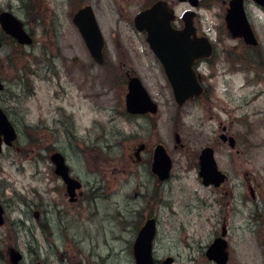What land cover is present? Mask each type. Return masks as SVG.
<instances>
[{
    "label": "rangeland",
    "instance_id": "1",
    "mask_svg": "<svg viewBox=\"0 0 264 264\" xmlns=\"http://www.w3.org/2000/svg\"><path fill=\"white\" fill-rule=\"evenodd\" d=\"M205 1L200 29L214 45L201 66L207 90L179 106L131 17L101 16V65L72 22L35 25L26 0H0V11L13 10L37 36L32 47L7 38L0 51V105L19 133L0 153V264H14L12 249L23 254L19 264H135L133 244L150 217L156 264H217L206 250L223 228L227 264H264V10L250 5L258 42L244 44L225 18L230 0ZM129 74L142 79L157 113L126 110ZM222 126L236 149L220 139ZM159 143L172 159L165 180L152 171ZM206 146L230 175L223 187L199 175ZM55 151L84 183L76 203L54 172Z\"/></svg>",
    "mask_w": 264,
    "mask_h": 264
},
{
    "label": "water",
    "instance_id": "2",
    "mask_svg": "<svg viewBox=\"0 0 264 264\" xmlns=\"http://www.w3.org/2000/svg\"><path fill=\"white\" fill-rule=\"evenodd\" d=\"M256 1L264 4V0ZM159 6L160 5H157L153 9L139 14L135 19L136 27L140 30H143L144 28L149 30L147 41L158 57L164 61L165 71L171 82L174 97L179 105H183L188 99L200 96L203 93V86L190 66L196 58L210 56L213 52V45L208 37L203 36L198 40H191L189 38L188 48L182 45V37H171L170 34H166L165 29H168V25L160 21L158 16L155 19L158 20V22L155 23L154 16H151V13ZM87 11L88 8L82 10L76 16V25L79 28L91 55L98 62H101L105 39L95 16L92 13L91 15L86 14ZM226 20L233 35L237 36L240 34L245 37L248 43H257V38L245 15L243 0H232L231 9L227 13ZM152 21L154 22L152 23ZM0 22L4 31L13 36L18 42L22 44H30L32 42V36L25 29L23 21L13 13L9 11L1 12ZM191 31L192 26L189 23V34ZM1 46L2 41L0 39V48ZM180 50L184 51V54L182 55L185 58H189V72H178L174 68L175 58L181 56ZM3 88L4 84L0 81V91ZM126 109L133 114L146 112L156 113L158 110L157 103L152 99L149 91L142 83V80L136 75H129L128 92L126 94ZM222 137L224 141H229L231 147L234 148L236 146V140L233 136L229 138L225 136ZM16 138L17 132L15 127L4 110L0 107V153L3 150V143L11 145ZM176 138L177 141H180L178 133H176ZM144 147L145 144L139 145L136 151L138 156ZM51 159L55 164L56 173L64 179L68 193L72 197L75 194V190L81 186V182L70 175L69 166L61 152H54L51 155ZM171 168L172 159L168 154L167 149L163 144H157L154 149L152 171L163 180L170 176ZM199 174L205 185L214 184L215 186H219L227 177L218 167L214 149L210 146L204 147L201 151ZM3 223L4 208L2 204H0V224ZM226 234L227 230L223 228L221 235L216 237L206 250L207 257L210 260L216 261L217 264H227L229 259L228 242L225 238ZM155 235L156 220L154 218H149L139 230L138 236L134 242L133 249L136 259L135 264H156V260L153 256V240ZM21 258V252L16 249L11 250V259L14 264H18ZM172 261L173 258L169 257L164 264L172 263Z\"/></svg>",
    "mask_w": 264,
    "mask_h": 264
},
{
    "label": "flooded vegetation",
    "instance_id": "3",
    "mask_svg": "<svg viewBox=\"0 0 264 264\" xmlns=\"http://www.w3.org/2000/svg\"><path fill=\"white\" fill-rule=\"evenodd\" d=\"M110 1L111 2H107V4L106 3L102 4L103 0H60V4L57 6L54 3L50 2L49 0H26L28 21L30 23L35 24V25H38V24L57 25V23H61V20H63V21L72 22L73 25L77 27L76 21H75L76 16L82 10L88 8V11L86 14L91 15V13H92L95 16V19L97 20L99 25H100L101 19H102L101 16L104 14H107L110 17H113V16L117 17L118 20H120V21H122V20L126 21L128 18L131 17L133 20V23L136 27L135 19L139 14H141L147 10H151L154 7H156L157 5H160L156 10H154V12L151 13V16L152 17L154 16V20L158 16V19L160 21H162L168 25V29H165L166 34H170L171 37H182L183 38V42H182L183 46H186L189 48V38L191 40H198L202 36L207 35V33L206 34H205V32L203 33L200 29V22H201L200 10L204 5H206L205 0H110ZM231 2H232V0H230V6H231ZM251 4H253L255 7L259 8L260 10H264V4L259 3L256 0H243V7H244L245 15L250 22H251V18H250V14H249V11H250L249 7ZM3 11H9V12L16 15V13L11 9L1 10L0 14ZM226 16H227V13L225 15V18H226ZM21 20H23V19H21ZM23 22H24V20H23ZM153 22L154 21H152V23ZM157 22H158V20H155V23H157ZM189 23L192 26V31L190 32V34H189ZM0 24H1V22H0ZM100 27H101V25H100ZM26 28H27L28 32L30 33V35L32 36V39H33L32 43L28 46L32 47L36 43L37 36L33 30L28 29L27 26H26ZM137 30L141 34H143L147 40L149 30L147 28H144L143 30H140V29H137ZM7 38L15 41L12 38V36L6 34L2 29V32H0V39L2 40V43H3L1 50L3 49ZM240 39L244 44L246 43L242 37H240ZM89 53H90V51H89ZM180 53H181V56H179L178 58H175V60L173 59L175 62L174 68L178 72H182V73L189 72V58L188 57L185 58L182 55V54H184L183 50H180ZM154 54H155L156 62L158 63L159 67L161 69H163L165 72L164 61L161 58H159L156 53H154ZM92 58H93V56H92ZM208 58L209 57L196 58L190 66V68L196 72L199 81L201 82V84L204 87L203 93H206L207 87H206V83L204 81L203 74L201 72V66L208 60ZM93 59L95 61H97L95 58H93ZM106 60L107 59L105 56V51L103 50V58H102L101 62H98V61L97 62L100 63L101 65H104L106 63ZM165 74H166V72H165ZM166 77H167V75H166ZM167 80L171 86V83H170L168 77H167ZM0 81L4 82L1 79H0ZM4 84H5V82H4ZM5 88H6V86H5ZM145 114H148V113H145ZM132 115H137V114H132ZM16 130H17V128H16ZM17 132H18V130H17ZM18 136H19V133H18ZM222 136H225V137L234 136L235 137V135L232 134L231 131L229 129H227L226 126L221 127V132L219 134V137L223 138ZM235 139H236L237 146H238L237 138L235 137ZM224 143L226 144L227 142H224ZM13 144L11 146H13ZM237 146H236V148H237ZM144 149H145V147H144ZM236 151H237V153L240 152L238 149ZM50 158H51V156H50ZM54 172H55V165H54ZM70 173H71V170H70ZM224 173L226 174L227 177H226L225 181L219 185V187L225 186L227 181L230 180V175L227 172H224ZM56 175L60 180H62V183L64 185V189L66 190L65 194L68 195L70 202H72V203L78 202V200L80 199V193L79 192H80V190H82L84 183L78 177L73 176L71 173V175L73 177L79 179L81 182V186L75 190V194L71 197V195L68 193L67 186H66L65 182L63 181L62 177L59 176L58 174H56ZM247 178H249L248 184H250L249 186H250L251 195L253 197H255L256 196L255 195V187H254L255 185H252V183L250 181L251 178H250L249 172L247 173ZM77 191H79V192H77ZM0 204H2V206L5 209V213H6L5 205L1 201H0ZM5 213H4V223L3 224L6 223ZM22 259H23V254H22Z\"/></svg>",
    "mask_w": 264,
    "mask_h": 264
}]
</instances>
